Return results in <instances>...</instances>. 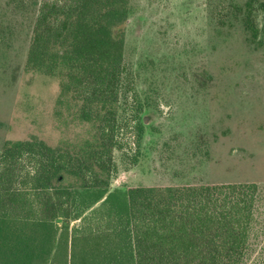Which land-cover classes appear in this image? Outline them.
Segmentation results:
<instances>
[{
    "label": "trees",
    "instance_id": "obj_1",
    "mask_svg": "<svg viewBox=\"0 0 264 264\" xmlns=\"http://www.w3.org/2000/svg\"><path fill=\"white\" fill-rule=\"evenodd\" d=\"M258 10L259 0L240 7L255 36ZM33 11L25 69L58 79L56 115L87 125L89 137L3 143L0 264H264L256 181L109 189L127 129L119 113L131 0H34ZM132 122L137 144L146 123Z\"/></svg>",
    "mask_w": 264,
    "mask_h": 264
},
{
    "label": "rangeland",
    "instance_id": "obj_2",
    "mask_svg": "<svg viewBox=\"0 0 264 264\" xmlns=\"http://www.w3.org/2000/svg\"><path fill=\"white\" fill-rule=\"evenodd\" d=\"M20 1L0 0V148L17 139L80 142L89 127L55 113L58 79L25 69L34 0L18 9ZM246 1L131 0L119 113L127 129L110 190L264 185V10L255 12V36L240 11ZM135 115L146 123L137 144Z\"/></svg>",
    "mask_w": 264,
    "mask_h": 264
}]
</instances>
